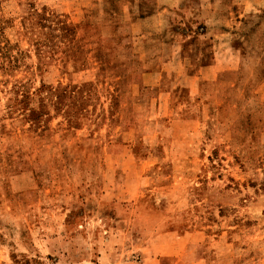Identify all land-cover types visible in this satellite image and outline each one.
Segmentation results:
<instances>
[{
  "label": "rangeland",
  "instance_id": "obj_1",
  "mask_svg": "<svg viewBox=\"0 0 264 264\" xmlns=\"http://www.w3.org/2000/svg\"><path fill=\"white\" fill-rule=\"evenodd\" d=\"M0 264H264V0H0Z\"/></svg>",
  "mask_w": 264,
  "mask_h": 264
},
{
  "label": "crops",
  "instance_id": "obj_2",
  "mask_svg": "<svg viewBox=\"0 0 264 264\" xmlns=\"http://www.w3.org/2000/svg\"><path fill=\"white\" fill-rule=\"evenodd\" d=\"M158 15H165V14H164V12H158L157 15L151 16L150 19H152L154 17L157 19L158 18Z\"/></svg>",
  "mask_w": 264,
  "mask_h": 264
}]
</instances>
